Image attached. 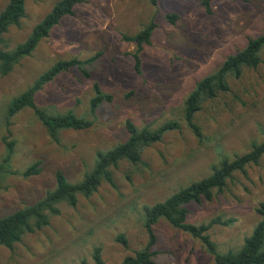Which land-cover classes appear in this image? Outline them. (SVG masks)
I'll return each instance as SVG.
<instances>
[{
    "label": "rangeland",
    "instance_id": "rangeland-1",
    "mask_svg": "<svg viewBox=\"0 0 264 264\" xmlns=\"http://www.w3.org/2000/svg\"><path fill=\"white\" fill-rule=\"evenodd\" d=\"M59 0H30L19 27L3 35L1 49L23 43ZM8 0H0V11ZM206 14L196 0H158L154 8L145 0H83L74 14L64 17L39 42L31 56L12 72L0 75V162L7 136L8 103L30 87L58 61L98 59L86 67L89 78L72 69L46 84L35 105L48 115L73 110L92 121L84 131H61L54 142L33 111L25 109L11 119L15 141L10 172L0 178V218L30 206L55 187V173L77 183L94 166L97 152H106L128 138L125 122L138 129H156L177 122L179 131L142 152L141 163L125 161L112 169L113 185L102 182L90 197H77L71 207L59 204V214L48 225L24 234L12 248L0 246V264H95V247L102 264H120L124 257L144 248L143 207L164 201L171 194L211 174L221 157L229 160L264 142V49L255 68L229 76V91L206 101L195 115L203 139L198 141L182 119L184 101L196 84L215 73L224 60L245 48L247 40L264 34V0H212ZM178 15L174 24L165 15ZM152 18L157 28L150 44L139 53L122 36H133ZM112 97L94 116L89 113L93 84ZM39 162L40 173H20ZM15 173V174H12ZM264 202V156L244 173L236 172L221 193L210 201L187 206V223L200 225L221 217L230 226L216 225L210 239L220 253L236 251L259 222L256 209ZM155 264H214L202 243L163 220L154 227ZM123 236L126 247L117 241Z\"/></svg>",
    "mask_w": 264,
    "mask_h": 264
},
{
    "label": "trees",
    "instance_id": "trees-1",
    "mask_svg": "<svg viewBox=\"0 0 264 264\" xmlns=\"http://www.w3.org/2000/svg\"><path fill=\"white\" fill-rule=\"evenodd\" d=\"M27 1L30 0H8L6 6L0 11V45L3 44V35L10 27L20 26V22L25 16V3ZM145 1L154 8L158 6V0ZM196 1L206 14L212 13V0ZM82 2L83 0H59L50 12L32 28L23 43L10 51L0 48V75H8L21 60L31 56L39 42L47 38L50 31L64 17L72 16L75 6ZM164 19L168 23L174 24L178 20V15H165ZM156 28L157 24L152 18L135 35L122 36L124 42L132 43L135 46L132 57L137 73L140 70L139 53L144 46L150 44V39ZM263 49L264 34L254 39H248L245 48L234 55L228 56L215 73L202 78L189 93L184 101L182 119L198 141L203 139V135L194 120L195 115L201 110L202 104L229 91L227 82L229 76L237 78L241 75L243 68L258 66L260 63L259 53ZM99 55L97 53L86 60L73 58L58 61L40 75L30 87L8 103L4 115L7 136L2 139L5 154L0 162V178L7 173H11L9 170L14 155L15 141L10 139L8 127L11 125V119L19 112L25 109L32 110L34 116L41 122L54 142L58 141L61 131H84L92 127V121L77 117L73 110H68L64 114L48 115L35 105V96L46 84L52 82L60 74L67 73L72 69L77 70L83 78L88 79L90 76L86 67L95 62ZM93 93L94 95L89 102L91 116L95 115L96 110L102 104L112 102V97L103 93L97 83L93 84ZM125 128L128 138L106 152H97L92 170L86 173L80 182L70 183L63 173L58 171L54 176L55 187L53 190L47 191L43 198L34 204L0 218V246L10 249L21 240L24 234L33 233L47 226L49 216L59 214L57 207L59 204L66 203L71 207H75L78 196L90 197L97 191L103 181L113 185L112 169L117 168L120 162L125 161L133 166L139 165L145 148L160 142L165 134L180 130L177 122H166L151 130L148 128L138 129L129 120L125 122ZM263 156L264 142L253 144L248 153L236 156L232 160L221 157L207 177L180 188L162 202L153 206H144L142 225L147 235V243L144 248L136 251L133 255L124 257L120 264H155L153 260L154 252L152 251L156 244L154 227L161 220L172 228L199 240L206 251L212 255L214 264H264V202L260 203L256 209L260 217L259 222L236 251L218 252L209 235V231L214 226L227 227L233 223L232 220H223L221 217H216L197 226L187 223V206L189 204L210 201L215 192L221 193L224 190L227 181L232 179L234 173H244L248 166L257 165ZM40 170V164L36 162L28 166L20 175L26 179L38 175ZM116 240L126 247L127 243L123 236L117 237ZM100 253V248L95 247L93 249L92 258L95 264H102Z\"/></svg>",
    "mask_w": 264,
    "mask_h": 264
}]
</instances>
